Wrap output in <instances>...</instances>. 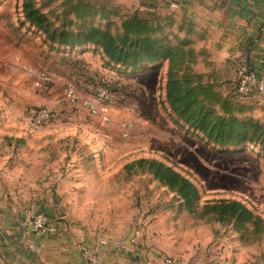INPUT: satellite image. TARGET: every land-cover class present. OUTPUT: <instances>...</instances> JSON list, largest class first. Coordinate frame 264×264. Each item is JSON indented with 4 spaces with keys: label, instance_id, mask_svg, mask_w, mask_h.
<instances>
[{
    "label": "rangeland",
    "instance_id": "1",
    "mask_svg": "<svg viewBox=\"0 0 264 264\" xmlns=\"http://www.w3.org/2000/svg\"><path fill=\"white\" fill-rule=\"evenodd\" d=\"M29 10L44 18L42 28L29 24ZM178 20L144 11L136 0H0L1 156L30 163V175L45 174L47 189L72 221L87 223L96 234L107 237L118 228L137 226L141 216L155 215L167 225L176 224L166 228V245L173 243L176 230L187 246L195 242L197 252L199 237L207 239L206 229L218 231L213 227L219 226L229 241L247 246L244 249L252 256L247 264H264V128L254 145L215 146L180 122L165 104L166 64L159 70L133 73L116 64L108 66L109 59L98 45L80 44L73 52L59 46L64 39L77 42L92 28L106 34L121 52L145 58L135 46L142 37L149 38L152 50L166 43L181 47L174 26ZM191 76L195 83L207 82L206 73L196 71ZM70 83L82 95L98 86L108 89L107 124L66 101L63 89ZM222 85L215 89L228 102L231 116L245 120L249 127H264V111L257 113V108ZM40 107L52 110L51 120L32 128L29 115ZM124 124L130 126L126 138ZM138 159L157 160L190 181L198 193L194 206L187 208L147 170L132 174L124 170ZM225 200L262 219L255 243L241 242L231 225L205 215L207 208Z\"/></svg>",
    "mask_w": 264,
    "mask_h": 264
},
{
    "label": "crops",
    "instance_id": "2",
    "mask_svg": "<svg viewBox=\"0 0 264 264\" xmlns=\"http://www.w3.org/2000/svg\"><path fill=\"white\" fill-rule=\"evenodd\" d=\"M136 1L144 11L172 15L193 27L199 35L195 49L202 50L205 57L199 59L195 71L206 73L210 84L234 90L240 65L264 76V0H187L177 2L175 9L170 7L175 0ZM246 101L257 113L264 111V98ZM3 139L10 142L7 136ZM17 141L22 142L21 138ZM2 149L0 146V264H83L82 245L94 251L97 264H160L163 256L178 264H247V259H252L247 246L235 239L229 241L219 226L213 227L218 231L206 229L207 239L199 237L197 252L193 250L195 242L187 246L176 230L173 243L166 245V228L176 224L167 225L155 215L141 216L137 226L118 228L107 237L96 234L87 223L72 221L47 189L45 174L30 175L33 167L28 162L3 160ZM31 213L48 217L49 232H30L25 219ZM216 232L220 236H211Z\"/></svg>",
    "mask_w": 264,
    "mask_h": 264
},
{
    "label": "trees",
    "instance_id": "3",
    "mask_svg": "<svg viewBox=\"0 0 264 264\" xmlns=\"http://www.w3.org/2000/svg\"><path fill=\"white\" fill-rule=\"evenodd\" d=\"M29 24L36 28H42L44 18L35 11L29 10L27 14ZM177 30L178 39L181 40L179 46L169 44L164 48L152 50L149 47V38L142 37L139 53H123L122 50L113 46L111 39L98 29H89L78 41L69 43L64 39L59 46L71 49L72 52L77 45H98L103 50V54L109 59V64L122 66L126 71L139 73L148 68L158 70L167 65L165 82V104L171 113L184 125L192 127L196 131L208 138V140L218 147L238 148L244 145H254L258 142L256 137L262 133L263 126L254 125L253 128L247 125L245 120H238L232 117L228 102L216 91L215 86L208 81L193 82L192 72H196L199 59H205L202 50H196L199 36L195 34L193 27L182 20L174 24ZM54 41V40H53ZM129 55V56H128ZM144 64L140 66L141 64ZM140 66V67H139ZM107 70L110 68L107 67ZM118 72V70H110ZM201 76H197L199 80ZM202 83V84H201ZM99 87V86H98ZM102 87V86H100ZM105 88V87H103ZM107 89V88H106ZM108 90V89H107ZM109 92V91H108ZM236 95V87H234ZM250 100V99H248ZM147 170L152 179L169 192L176 195L177 199L187 208L194 206L198 199L197 190L186 178L179 175L171 167L150 159H138L124 167V170L131 173L135 170ZM190 211V210H189ZM205 215L209 220H216L231 227L239 233L241 242L251 244L256 242V236L262 230V219L252 211L233 201H222L212 207L207 208ZM260 237V236H258ZM245 240V241H242Z\"/></svg>",
    "mask_w": 264,
    "mask_h": 264
},
{
    "label": "built area",
    "instance_id": "4",
    "mask_svg": "<svg viewBox=\"0 0 264 264\" xmlns=\"http://www.w3.org/2000/svg\"><path fill=\"white\" fill-rule=\"evenodd\" d=\"M187 0H175L170 7L175 9L177 2ZM236 95L239 99L248 100L252 98H264V76H259L245 65L237 67L235 73ZM63 94L66 101L72 105H78L84 109L88 115L97 118L102 125L110 121L111 98L108 90L103 87H96L91 92L82 95L73 84L64 85ZM52 117V110L48 107H40L33 110L29 115L28 124L32 128H40L46 125ZM123 137L126 138L130 131L128 124L123 125ZM26 225L33 234L49 232L50 222L43 213H31L26 215ZM103 244V242H100ZM80 257L83 264H97V257L89 247L82 245L79 248ZM160 264H178L172 257H161Z\"/></svg>",
    "mask_w": 264,
    "mask_h": 264
}]
</instances>
